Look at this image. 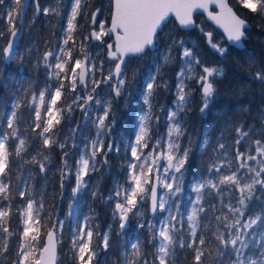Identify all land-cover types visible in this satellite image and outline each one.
<instances>
[{"label":"snow or ice","instance_id":"obj_1","mask_svg":"<svg viewBox=\"0 0 264 264\" xmlns=\"http://www.w3.org/2000/svg\"><path fill=\"white\" fill-rule=\"evenodd\" d=\"M4 3L0 0V5ZM239 3L264 16V0ZM211 4L219 11H209ZM29 9L33 24L41 15L48 19L56 40L51 47L45 41L46 50L33 65L45 79L20 84L10 91V99L0 96V260L56 264L66 221L52 219L46 186L52 183L48 173L52 153L58 149L61 197L65 182L75 177L68 216L81 192L91 189L93 200L108 205L113 219L101 232L95 214L77 218L67 253L73 264H264V107L252 124L241 118L226 126L227 137L222 131L213 143L205 130L194 142L186 122L193 96L199 92V112L207 115L224 69L210 64L194 41L165 33L174 15L180 30L198 29L206 44L224 57L227 48L193 18L194 10L203 9L223 28L229 42L243 47L247 22L227 0H109L107 9L103 0L98 5L92 0H49L44 5L40 0H11L0 9L7 24L6 30L0 27V41L7 36L6 44H0V66L18 56L23 61L17 40L22 38ZM106 10L110 23L100 18ZM81 19L88 21L82 38ZM25 51L32 55L31 47ZM146 54L151 63L141 76L129 58ZM255 64L250 60L249 68ZM172 68L170 81L165 77ZM250 75L264 85V67ZM138 77L143 107L136 117L134 140H117L112 137L113 105ZM11 79V74L5 79L0 68V86L6 91ZM161 90L173 99L157 113L153 99ZM77 110L81 120L61 135L63 123L71 124ZM240 111L250 108L242 105ZM194 143L208 155L206 167L202 160L193 168ZM122 148L124 175L114 178L109 192L102 194L88 178L103 168L111 175L109 157L119 155ZM38 179L43 181L39 189ZM14 217L19 221L15 230ZM132 219L138 234L129 232ZM116 224L120 243L117 255L110 257L117 247L111 234ZM13 239H18L14 257L9 256Z\"/></svg>","mask_w":264,"mask_h":264},{"label":"trees","instance_id":"obj_2","mask_svg":"<svg viewBox=\"0 0 264 264\" xmlns=\"http://www.w3.org/2000/svg\"><path fill=\"white\" fill-rule=\"evenodd\" d=\"M233 1V0H231ZM230 1V3H231ZM10 0H5L6 5H8ZM41 4L44 5L49 2V0H40ZM93 3L98 4L96 0H92ZM234 2V1H233ZM233 6V4H232ZM234 7V6H233ZM237 7V6H236ZM235 8V7H234ZM235 10H239L235 8ZM239 14V12L237 11ZM243 18H245L249 23L250 27L247 29V38L245 39V46L243 49H237L233 47L228 48L227 55L221 57L222 66L224 69V78L218 82V94L215 102L212 104L207 115L202 116L199 112L200 103L195 99L191 105V112L186 118L188 125V132L192 139L197 136L199 132L207 131L213 138V143L215 138L220 135L223 131L227 137L226 126L233 125L244 119L245 124H252L254 122V116L257 114L261 107H264V85L254 81L250 72L254 75L258 68L264 67V16L258 14H253L251 12L244 13L240 11ZM248 14V15H247ZM199 18L200 16L197 15ZM202 22L203 19H200ZM172 21V20H171ZM52 23H55V19H52ZM84 26H87V21L82 22ZM7 28L3 27V29ZM181 32H186V30H180ZM197 41L205 46L203 38L196 35ZM7 40V36L4 37L1 44H4ZM56 40V36L53 35V29L50 27L48 19L42 15L32 23V10L29 9L24 20V31L22 33V38L19 39V51L24 56L21 62L18 56L15 61H12L10 69L5 70L4 78L7 79L11 74L14 78L20 79V84L27 86L29 80H39L43 81L45 78L42 70L39 72L34 68V62L40 58L43 51L46 50L45 41H48V47H51L53 42ZM27 47L32 48V55L29 56L25 49ZM206 48V46H205ZM203 54H206L205 52ZM205 57V56H203ZM220 57V56H219ZM218 56L216 57V59ZM255 60L256 64L253 68H249V61ZM18 62V63H17ZM18 65V68H16ZM22 67V71H20ZM8 91L5 87L0 86V96L7 99L10 98V91L15 89V84L13 79L8 80L7 83ZM10 88V89H9ZM154 100H165V95L160 91ZM247 104V105H246ZM242 105L249 106L250 112H241L240 108ZM25 116L28 115L27 110H24ZM76 116L73 118L76 120ZM73 120V121H74ZM78 120V117H77ZM67 121L62 125V130ZM256 126L259 127V122H256ZM195 151V163L193 168L204 161V167L207 165L208 155L202 154L199 148ZM208 153H211V147L208 149ZM60 164V154L59 150L56 149L52 153V164L48 173V179L52 183L47 184L48 196L46 197V204L51 210L52 219L59 218L60 214L64 211L63 203L66 201V186L64 187V195L61 197L60 193V176L56 172L57 166ZM104 168L101 172L94 173L89 179L91 185H99L102 194L105 191L106 180L102 176ZM68 183V182H67ZM43 185V181L37 180V188L39 189ZM68 185V184H67ZM91 189L88 192H84L85 208H80L81 215H88L90 212L95 214L97 219L95 224L99 225V230L102 232L107 223L108 211L104 208V204L99 198L93 200L90 195ZM39 195V193H37ZM55 195V200L53 196ZM48 216V212H45ZM138 234V233H137ZM147 234L142 237L146 242ZM150 247V246H149ZM116 256V254H113ZM188 259H191V253L187 254ZM73 264V263H69Z\"/></svg>","mask_w":264,"mask_h":264},{"label":"rangeland","instance_id":"obj_3","mask_svg":"<svg viewBox=\"0 0 264 264\" xmlns=\"http://www.w3.org/2000/svg\"><path fill=\"white\" fill-rule=\"evenodd\" d=\"M96 1H97L98 4L101 2V0H96ZM233 1H231L232 2L231 4H233V6L235 8L239 9V10H237L239 12V14H241L240 11H244V13H248L249 14L250 11L248 9H244L242 7V5L239 3V0H233ZM9 3H11V0H10ZM103 3H104V5L106 6V9H107V6L109 4V0H103ZM5 6H6V4L0 5V9L4 8ZM199 16H200V18L198 16L194 15V19H195L196 23L200 24L204 28L205 31L212 32L213 36H214V41L218 42L221 45V47H225L228 50V48L230 46L225 41V39H224L223 35L221 34V32L219 30H217L216 28H214L212 25H210L204 19V17L202 15H199ZM100 18L101 19H107V21L109 22L110 11L106 10L104 15L102 17H100ZM200 19H203V21H205V22H202ZM83 21H86V20H84V19L80 20V23L82 25H83V23H82ZM169 21L170 22H169L168 26L165 28V33L173 32V33H175L178 36H183V37H185V39H187L189 41H194V42L196 40V38H195L196 35H198L200 38L202 36L198 29L194 30V31L186 30V32H181V31H179V28H178L177 24L173 20L172 21L169 20ZM6 25H7L6 22L2 18H0V27L3 28V27H6ZM87 26H88V21H87ZM87 26H84V30H82L79 33L80 38H82L83 35L86 34ZM6 29L7 28H5L4 30H6ZM202 38H203V36H202ZM203 41L205 43L206 48H205V46H203L201 44V42L199 43L197 41V43H196L197 51H199L202 54V56H205L204 58H206L210 64H215L216 66L223 68L222 62H221L222 61L221 57H219V55L216 54L206 44L204 38H203ZM204 52L206 54H203ZM227 53H229V52H227ZM217 56H218V58L216 59ZM225 56L228 57V55H225ZM150 63H151V60L149 58V54H146L142 58H136V57H130L129 58V64L133 68L140 69L141 70V76L143 75V72L146 70L147 65H149ZM107 67H108V64L106 63L105 64V68L107 69ZM0 68H2L3 77H4L6 75L5 74V68H4V66H0ZM16 68H18V65H17ZM168 71H169V76L165 77V78L166 79H170V81H171V76L175 72V68H172L171 70H168ZM129 75H131V73H129ZM44 76H45V73H44ZM44 79L45 78H43V80ZM13 82L15 84V89L13 91H15L19 87L20 79L19 78H14ZM140 84H141V78L138 77L135 82L130 84L128 89L125 91L124 95H122L117 101L114 102L113 111H114L115 118H116V125H115V128H114L113 132H112V137L117 139V140H125V141H129V142L134 140L133 133H134V130H135V127H136V123H137L136 117L139 114L140 109L143 107L142 101L140 99V93L142 91V89L140 87ZM101 91L104 92L105 90L102 89ZM161 92L163 93V95H165V100H154L153 99V104L155 105L154 111H156L157 113H159L161 105L168 106V105L171 104V101L173 99V97L170 94V92H165L163 90H161ZM67 95H71V94H67ZM195 99L199 103H201L200 95H199L198 91L193 96L192 103H193V101ZM192 103H191V105H192ZM77 113H78V110L74 113V115H77ZM73 120H74V118L72 117L71 124L66 122V124L64 126V129L61 132V135H63V132H66L70 127L75 126V124L77 122V116H76V120H74V121ZM79 120H81V115H79L78 121ZM159 132L160 133L164 132V123H163V121L161 122V124L159 126ZM90 134H94V133H90ZM200 134H201V132H199L197 136H194V138H193L194 142L197 141V138L200 136ZM184 143L187 144V138H185ZM193 147H194V150L198 149V147H196L195 143H194ZM125 157H126V153L123 151V148H122V150H121L119 155H116L115 153H113L109 157V160H110V163H111V169H110L111 175L108 174V169L104 168V170L102 172V176L106 180V185H105V191H104L103 194H107L109 192V190L112 187L114 178H116V177H121L122 178L123 177L124 174H123V172L121 170V165L124 163ZM74 183H75V177L74 176L71 178L70 181H66L65 182V186H66L65 190H66V196L67 197H66V201L63 203L64 211L62 212V215L60 214L59 219L65 220L66 223H65V228H64V232H63V237H62L61 243L58 246L57 264L73 263V261L69 259V256L67 254L68 250H69L70 232H71L72 225L77 220V218L78 217L80 219L83 218V215L79 216V214L81 212L80 208H82V209L85 208V206H84L85 205L84 191L81 192L80 197L78 199H76L75 202H74V207L71 210L73 215L71 217L68 216V213L70 211L69 210V202L72 199V197H71V189H72ZM187 196H188V185L186 183L185 184L184 198L187 199ZM104 208L108 211V214H107L108 216H107V223H106V226L103 229V231L107 229L109 224L113 223V219H112V215H111V208L108 205H106V204H104ZM45 217H47V216L45 215ZM131 221H132V223H131V227L129 229V232H132L133 234H137L135 232L136 220L132 219ZM117 228H118V224L114 225L113 228H112V233H111L112 237H113V241L112 242L117 247H113L112 252L110 254V257H114L113 254L117 255V253H118V245L120 243V240L118 238H116V230H117ZM13 230H15V229H13ZM128 238H131V237H128ZM146 238H147V236H146ZM17 242H18V239H13L11 241V250H10L9 256L14 257V253H15V249H16V246H17ZM41 247H42V244H41ZM0 264H4V262L2 260H0Z\"/></svg>","mask_w":264,"mask_h":264},{"label":"water","instance_id":"obj_4","mask_svg":"<svg viewBox=\"0 0 264 264\" xmlns=\"http://www.w3.org/2000/svg\"><path fill=\"white\" fill-rule=\"evenodd\" d=\"M227 2H228V0H227ZM229 5H230V4H229ZM232 9H233V8H232ZM209 11H211V12H213V13H216V12L219 11V9L216 7L215 4H211V5H209ZM233 11H234V9H233ZM234 12H235V11H234ZM195 13H202V14L204 15L206 21H208L211 25H213L214 27H216V28L222 33V35L224 36L226 42H227L228 44H230V45H233L231 42L228 41L227 36H226V34H225L223 28H221L219 25H217L214 21L210 20V19L208 18L207 13L204 12L203 9H196V10H194V12H193V18H194V14H195ZM235 13H236V12H235ZM236 14H237V13H236ZM237 15H238V14H237ZM238 16H239V15H238ZM169 18H173V20H174V21L176 22V24L178 25V22L176 21V18H175L174 15L170 16ZM241 18H242V17H241ZM242 19H243V18H242ZM244 20H245V19H244ZM245 21L247 22V27H250V23H249L247 20H245ZM109 23H110V19H109ZM178 27H179V26H178ZM17 41H18V40H17ZM233 46L236 47V48H243V47H244V42H243V47H237V46H235V45H233Z\"/></svg>","mask_w":264,"mask_h":264},{"label":"flooded vegetation","instance_id":"obj_5","mask_svg":"<svg viewBox=\"0 0 264 264\" xmlns=\"http://www.w3.org/2000/svg\"><path fill=\"white\" fill-rule=\"evenodd\" d=\"M230 1V0H229ZM232 3V2H231ZM23 28H24V24H23ZM246 38H247V33H246ZM244 42V46H245V40L243 41ZM228 44V43H227ZM17 45H19V39H18V41H17ZM230 47H233V48H236V47H234L233 45H230V44H228ZM19 48V47H18ZM244 48V47H243ZM243 48H241V49H243ZM12 63V62H11ZM11 63H9V64H7V65H5L4 66V68H5V70L6 69H10V67H11ZM20 71H22V67H20ZM247 105V104H246ZM131 223H132V221H131ZM19 226V221H18V218H15L14 217V222H13V225H12V227H13V229H16L17 227ZM131 227V226H130Z\"/></svg>","mask_w":264,"mask_h":264}]
</instances>
